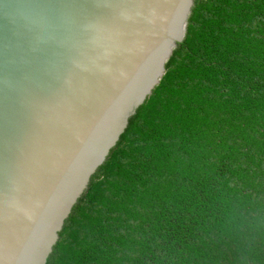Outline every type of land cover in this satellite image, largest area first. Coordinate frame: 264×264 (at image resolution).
Listing matches in <instances>:
<instances>
[{"label": "trees", "instance_id": "trees-1", "mask_svg": "<svg viewBox=\"0 0 264 264\" xmlns=\"http://www.w3.org/2000/svg\"><path fill=\"white\" fill-rule=\"evenodd\" d=\"M45 264H264V0H193Z\"/></svg>", "mask_w": 264, "mask_h": 264}, {"label": "water", "instance_id": "water-1", "mask_svg": "<svg viewBox=\"0 0 264 264\" xmlns=\"http://www.w3.org/2000/svg\"><path fill=\"white\" fill-rule=\"evenodd\" d=\"M192 4L0 0V264H45Z\"/></svg>", "mask_w": 264, "mask_h": 264}]
</instances>
